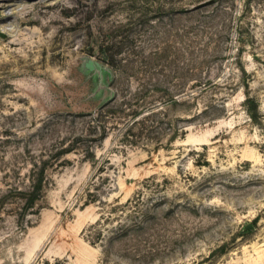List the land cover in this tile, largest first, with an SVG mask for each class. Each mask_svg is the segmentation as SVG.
Instances as JSON below:
<instances>
[{"label":"rangeland","instance_id":"1","mask_svg":"<svg viewBox=\"0 0 264 264\" xmlns=\"http://www.w3.org/2000/svg\"><path fill=\"white\" fill-rule=\"evenodd\" d=\"M66 1L0 0V264H264V0Z\"/></svg>","mask_w":264,"mask_h":264},{"label":"bare ground","instance_id":"2","mask_svg":"<svg viewBox=\"0 0 264 264\" xmlns=\"http://www.w3.org/2000/svg\"><path fill=\"white\" fill-rule=\"evenodd\" d=\"M40 1L44 2V0H40ZM45 1H47V4L46 5L47 6L49 5L51 7H56L58 5H64V6H66V8L67 7H72V6H69L68 5V2L66 0H45ZM22 7H23L22 10H24V9L28 8L29 6H22ZM20 8H21V6H20ZM34 22H38V20L37 19H19V24H21V25H23V24H29V23H34ZM73 45H74V43H73ZM62 80H63V78L61 79V81Z\"/></svg>","mask_w":264,"mask_h":264}]
</instances>
